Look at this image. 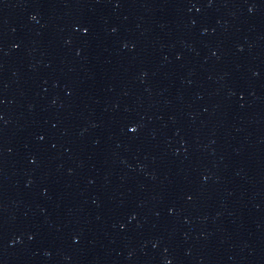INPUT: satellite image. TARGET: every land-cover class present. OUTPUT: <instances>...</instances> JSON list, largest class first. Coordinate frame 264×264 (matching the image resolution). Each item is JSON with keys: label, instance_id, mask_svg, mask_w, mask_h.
<instances>
[{"label": "water", "instance_id": "1", "mask_svg": "<svg viewBox=\"0 0 264 264\" xmlns=\"http://www.w3.org/2000/svg\"><path fill=\"white\" fill-rule=\"evenodd\" d=\"M0 264H264V0H0Z\"/></svg>", "mask_w": 264, "mask_h": 264}]
</instances>
